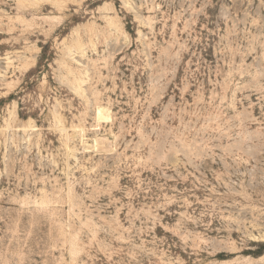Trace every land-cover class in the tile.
<instances>
[{"label": "rangeland", "instance_id": "1", "mask_svg": "<svg viewBox=\"0 0 264 264\" xmlns=\"http://www.w3.org/2000/svg\"><path fill=\"white\" fill-rule=\"evenodd\" d=\"M0 264H264V0H0Z\"/></svg>", "mask_w": 264, "mask_h": 264}, {"label": "bare ground", "instance_id": "2", "mask_svg": "<svg viewBox=\"0 0 264 264\" xmlns=\"http://www.w3.org/2000/svg\"><path fill=\"white\" fill-rule=\"evenodd\" d=\"M80 83H81V82H80ZM78 89H79L81 92H83V86H82L81 84H79ZM148 143H149V142H148ZM151 144H152V145H151ZM153 144H154L153 142H150L148 148H152V147H154Z\"/></svg>", "mask_w": 264, "mask_h": 264}]
</instances>
